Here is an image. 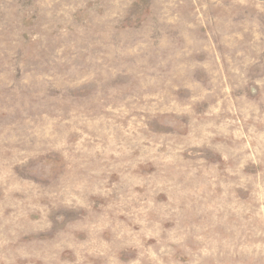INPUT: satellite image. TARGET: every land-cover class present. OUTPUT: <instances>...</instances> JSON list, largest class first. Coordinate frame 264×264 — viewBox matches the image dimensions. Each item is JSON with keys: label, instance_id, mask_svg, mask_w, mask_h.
Instances as JSON below:
<instances>
[{"label": "rangeland", "instance_id": "obj_1", "mask_svg": "<svg viewBox=\"0 0 264 264\" xmlns=\"http://www.w3.org/2000/svg\"><path fill=\"white\" fill-rule=\"evenodd\" d=\"M0 264H264V0H0Z\"/></svg>", "mask_w": 264, "mask_h": 264}]
</instances>
